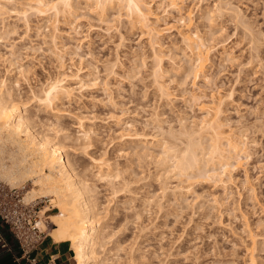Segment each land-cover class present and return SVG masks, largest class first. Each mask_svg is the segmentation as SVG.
Returning a JSON list of instances; mask_svg holds the SVG:
<instances>
[{"label":"rangeland","instance_id":"obj_1","mask_svg":"<svg viewBox=\"0 0 264 264\" xmlns=\"http://www.w3.org/2000/svg\"><path fill=\"white\" fill-rule=\"evenodd\" d=\"M27 2L4 4L0 36L6 39L0 40V54L17 48L29 72V80H21L14 92L20 110L32 118L37 133L64 146L79 180L94 190L87 197L93 204L94 221L102 226L94 264H252L253 260L264 264V0H188L192 30L204 45L195 52L179 38V30H184L178 23L179 12L166 0L152 1L161 30V81L169 98L154 87L152 77L158 63L152 57L150 36L129 29L122 5L114 4L102 17L83 0H73L76 12L70 18L60 17L59 38L54 40L53 28H49L54 25L50 22L53 12L37 16ZM231 5L241 10L245 24L236 20ZM14 9L17 14H11ZM27 10L29 17L25 18ZM118 14L123 15L120 22L115 19ZM255 42L258 50L249 51ZM200 56L207 62L196 78L193 71ZM58 57L63 58L64 71ZM7 70L9 63L1 57L0 80L7 78ZM56 78L72 88V95L58 102L54 112L43 111L33 92H40L46 81ZM220 97L226 98L220 116L224 129L232 128L247 139L249 148L247 155H241L242 165L230 171L231 181L223 186L195 180L192 174L188 180L179 178L162 155L160 144L151 139L159 140L161 131L179 133L184 124L194 129L207 115L201 102ZM46 119L54 127L42 123ZM60 123L68 130L63 134ZM81 123L93 133L86 140V152L80 147L84 141L75 140ZM145 139L151 142L149 146ZM7 152L0 153L1 162H10ZM101 154L121 177L115 187L93 176L96 169L93 175L84 169L94 166L90 156ZM161 155L166 163L160 161ZM4 180L0 174L1 182L19 189L25 203H31L27 198L34 189L32 182L22 178L11 185ZM177 185L185 189L173 188ZM36 202L42 220L50 223V234L53 218L60 213L56 198ZM74 258L72 252L69 264H76Z\"/></svg>","mask_w":264,"mask_h":264},{"label":"bare ground","instance_id":"obj_2","mask_svg":"<svg viewBox=\"0 0 264 264\" xmlns=\"http://www.w3.org/2000/svg\"><path fill=\"white\" fill-rule=\"evenodd\" d=\"M9 1L10 0H0L1 18H3L2 15L4 16L5 14V6L7 5L6 3H9ZM83 1L87 5L89 4L91 6L93 13L102 17L106 16L114 4L118 3L122 5L126 10V17L124 18L127 20L129 29H140L145 31L150 36L149 44L153 51L152 57L153 60L159 64H156V67L158 68L154 70L152 77L154 78V87H156V90L162 97L167 96L166 98H169L170 94L167 93L168 91L166 89V85L161 81L163 78L162 76L164 75L162 67L160 68V63L162 62V51L160 50L161 46L159 40L161 30L158 25L159 17L156 12H154L152 7L153 0ZM166 1L171 9L177 10L180 14L178 23H182L181 27L184 28V30H179L178 32L181 42L191 52L200 51L201 47L204 45H202L201 39L197 35L198 33L192 30L193 11L192 8L186 5L188 0ZM28 2L29 11L38 14L37 16H47V13L51 11L53 12L54 19H52V21L50 20V22H53L52 25H54L52 27L49 26V28H53L51 32L53 31L52 34L54 40L59 38L57 36L59 31L57 22L59 23L60 17L65 19L70 18L73 17L76 12V9L73 6V0H28ZM231 9L235 13V17L237 18L235 19L240 21L239 23L243 22L244 20L241 10L234 6ZM14 10V12L11 10V14H17L16 9ZM27 12L28 10L23 12V16L25 18H27V16L29 17ZM119 14L115 19L120 22L122 21L121 19L123 15ZM1 20V22H3V19ZM242 24L245 23L243 22ZM4 38V35L0 36V40H3ZM54 40L53 42L55 43ZM256 42L255 45L253 44L254 46L252 45L254 42L249 43L253 46L249 49V51H255L257 49L258 44ZM15 49L17 48H11L7 52L9 55L7 53L2 54V52L0 54V58H4V60L9 63V70H7L6 75L7 78L3 77L4 79L1 78L0 80V123L2 124L0 129V153H3L7 149L9 152V156L7 155V157L10 159V162L7 161L8 163L3 161L1 162L0 160V174L11 185L16 184V181L22 178L26 182H32L34 189L29 192L27 202H35L37 199L47 197L56 198L57 202L55 203L60 213L53 218L52 223L54 228L51 231L50 236L56 243H71L72 250L75 254L74 260L76 264H94L98 258L97 247L100 245L102 239V229H100L102 226H97V222L94 221L95 217L92 209L93 204H91L92 201L90 202L88 199L90 196L87 197V194L93 193L94 190L84 180H79L78 174L76 173V165L72 160H69L71 158L68 159V153L64 150V146L62 147L59 145L60 143L58 144L53 139H50L51 137H48L47 134L41 136V134L37 133L33 126L32 118L26 114V111L20 110V107L18 106L19 100L14 97V92L20 87L21 80H29V72L27 71V68H24L21 64V59L18 57ZM62 59L59 58L58 62L60 69L64 71L65 65ZM196 61L197 64L193 72L197 78V76L204 70L207 59L200 56ZM72 91V88L65 85L63 80H60L59 78L49 79L48 82L46 81V83L42 86L40 92H33L32 97L35 99V102L39 103V106L43 109V111H50L52 113L56 108L55 105L63 98L70 97L72 95ZM225 102V97H220L217 101L214 99L211 103L201 102V109L205 111L207 115L204 116L200 124L197 126L195 125L196 127L194 129L192 127V129L189 127L188 129L185 124L182 126L181 123L183 128L179 133H174L171 130L173 133L164 134L162 133L163 131H161L158 135L159 140H157L158 138L156 137L151 139L153 144L157 142L160 144L162 148V155H166L169 159L167 161L172 164V168H170L173 169L174 172L177 171L176 173H178L177 176H179V178L186 176V178L188 177V180L190 179L189 176L192 174L194 175V178L192 176L191 179H202L207 182H213L215 185L221 184L223 186L230 178L228 176L231 173L230 171H232L235 167L237 169V167L242 165V160L244 158L241 157V155L246 154V151H248L247 149L249 148H247V139L245 140V136L242 133H237L236 131H233L232 128H228L227 130L224 129L225 124H223L224 122H221L222 117L220 118V116H222L221 113H224L223 105ZM50 120L46 119L42 121V123L48 122L46 126L49 128L54 127L55 123H50ZM58 121L59 118L57 122ZM61 127L59 132L62 134L63 132L65 133L68 131L65 127ZM79 129L80 135L76 137L75 140L77 142L84 141L80 147L84 152H86V144H89L86 140H90L91 134L93 133L91 130L87 131L84 129L82 123ZM119 134H121V137L126 136L125 132ZM67 136L65 138L70 140L71 137ZM204 136H209V138H205V140ZM147 140L148 139H145L144 141L147 142L149 146L151 142L149 143ZM203 140L209 143L207 146V152L204 147L205 143ZM182 145H184L183 148L181 147ZM148 156L149 154L147 157ZM166 157L163 159L162 156L160 161L163 159L166 163ZM89 159L92 166H94H89V168L84 167V169L86 168V172L92 174L95 171L94 169H96L94 175L92 174L93 176L98 178L101 182L115 187L121 177L118 172L116 175L113 173L114 169L112 170V166L114 164L112 165L109 161L110 159L108 160L105 155L102 154L97 157L90 156ZM173 188L178 191L182 190L179 188V185ZM184 189L185 188H183V190ZM135 214L137 215L139 213ZM42 225H44L43 221L40 223V227L43 230ZM252 239L254 244L255 240L254 238ZM253 251L254 250L252 248L248 253L252 255ZM252 264H254V260L252 261Z\"/></svg>","mask_w":264,"mask_h":264},{"label":"built area","instance_id":"obj_3","mask_svg":"<svg viewBox=\"0 0 264 264\" xmlns=\"http://www.w3.org/2000/svg\"><path fill=\"white\" fill-rule=\"evenodd\" d=\"M39 205L40 203L36 201L25 203L19 189L11 188L0 181V223L8 228L18 245L21 258L27 264H40L39 259L34 255L50 236V223L42 220ZM41 221L45 226L43 230L40 227ZM0 244L4 249H11L1 231ZM55 263L56 259L51 257L47 264Z\"/></svg>","mask_w":264,"mask_h":264},{"label":"crops","instance_id":"obj_4","mask_svg":"<svg viewBox=\"0 0 264 264\" xmlns=\"http://www.w3.org/2000/svg\"><path fill=\"white\" fill-rule=\"evenodd\" d=\"M0 231L8 240L10 250L2 248L0 244V264H27L21 258L20 251L16 241L11 236L8 228L0 223ZM72 252H74L68 243H56L51 236H49L35 253L40 264H47L50 258H55V264H69L72 259Z\"/></svg>","mask_w":264,"mask_h":264}]
</instances>
